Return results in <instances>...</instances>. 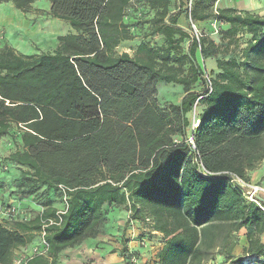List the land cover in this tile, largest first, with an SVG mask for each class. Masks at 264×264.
<instances>
[{"label":"trees","instance_id":"trees-1","mask_svg":"<svg viewBox=\"0 0 264 264\" xmlns=\"http://www.w3.org/2000/svg\"><path fill=\"white\" fill-rule=\"evenodd\" d=\"M11 1L28 13L37 0ZM45 1L50 17L72 29L55 50L27 55L0 45V140L11 136L15 144L3 164L21 171L8 181L0 170V207L16 206L3 197L15 185L10 194L17 202L32 198L44 207L25 220L16 206L12 229L0 223V264H12L43 222L57 218L61 209L51 201L59 190L68 208L59 225L46 227L48 255L27 264H59L62 252L96 240L109 207L125 208L130 221L162 234L154 264H202L216 249L231 264H243L231 253L235 233L247 226L256 228L257 238L249 236L246 255L263 258L264 212L245 199L231 175L249 182L264 160V16L232 8L213 15L219 0H196L195 24L214 17L229 26L216 31V45L198 27L199 39L175 28L187 2L169 16L172 0ZM145 9L156 11L155 32L166 46L143 43L138 55L118 54L144 22ZM199 51L204 59L216 58L218 73L205 77ZM162 82L184 86L181 106L158 104ZM199 106L193 149L187 116ZM199 164L213 176H203Z\"/></svg>","mask_w":264,"mask_h":264},{"label":"rangeland","instance_id":"rangeland-1","mask_svg":"<svg viewBox=\"0 0 264 264\" xmlns=\"http://www.w3.org/2000/svg\"><path fill=\"white\" fill-rule=\"evenodd\" d=\"M50 9V3L45 0H37L28 13H23L15 9L11 0H0V32L6 37L4 44L13 47L18 53L27 55L55 50L58 46V38L68 34L72 29L67 23L51 18ZM148 14L145 13L144 15L145 22L148 21ZM129 17L133 20L135 18L132 12ZM190 31L193 35L191 25ZM11 133L15 135V138H18L19 131L17 129H13ZM14 150L15 144L11 136H6L0 140V170L7 175L8 181H11L13 175H20L21 173L19 168L3 164V159L7 158ZM13 188L14 190L17 189L16 185L15 187H6L3 191V197L7 203L20 207V215L23 219H33L39 211L44 210L40 202L32 198L17 202V197L10 194ZM41 191L43 192V190ZM62 194V191H57L55 197L53 196V201H51L52 206L62 209L64 206ZM47 197L50 199L49 194ZM129 215L125 208L109 207L107 209L105 218L100 224V236L93 240L92 248L95 250L92 258L88 260L90 264H98L103 260H110L114 264H154V260L163 246L162 236L153 233L147 222L130 221ZM0 223L6 225L8 229H12V220L5 224L0 219ZM86 242L75 248H79ZM38 244H40V237L36 234L32 243L24 248L28 252ZM123 246L127 247L126 252H123ZM75 248L62 252L59 256V264H70L78 254L74 253ZM17 251L14 253L12 264H14L15 256L18 254ZM123 253L126 256H123ZM132 257L136 259L134 263L130 262ZM206 262L204 264H208Z\"/></svg>","mask_w":264,"mask_h":264},{"label":"crops","instance_id":"crops-1","mask_svg":"<svg viewBox=\"0 0 264 264\" xmlns=\"http://www.w3.org/2000/svg\"><path fill=\"white\" fill-rule=\"evenodd\" d=\"M188 0H172L175 8L171 9L169 16L176 15L179 13V11L182 8L181 3L183 4L187 2ZM196 2V0H193ZM185 8V6H183ZM232 8L237 10L238 12L242 13H250L252 15H258V16H264V0H219L214 7L210 10L213 15L217 13L218 10L221 9H228ZM145 12L149 15L148 21H144V23H141L139 26H137L136 30L134 31L133 40L122 42L119 47L117 48L118 54L122 53H128L132 57L135 55H138V49L140 45L148 44L152 48H161L163 46H166V38L159 33L155 32L156 28L158 27L157 19L158 16L156 15L155 10H148L145 9ZM136 16H138L136 14ZM169 16L166 18L165 23L170 24L169 22ZM190 25L191 22L189 20V16L186 13L181 14V16L178 19V22L175 26L177 29H181L184 32H188L190 35ZM196 26L204 31L212 40L215 42L216 45L221 44V37L216 32L217 30H220V28L228 29V25H223L221 23H218L214 17L204 21V22H197ZM71 32V31H70ZM69 32V33H70ZM243 35V34H241ZM194 36V35H192ZM178 38V36H176ZM243 36H238L237 39H245ZM184 47V55L188 54V48H189V42H185L183 44ZM198 65L201 67L202 70L205 71L206 78L208 76H211L213 74L218 73L217 68V60L215 57H208L204 59L202 57L201 51L198 52L197 55ZM193 91H198V89H195ZM187 96V93H185L184 86L180 84L175 83H165L162 82L158 86V95L156 97L158 104L161 107H166L169 105H177L181 106L185 97ZM203 107L199 106L198 111L195 108L192 113H190L187 117L190 121L191 127L188 128V132H192L193 123L197 120H199V115L202 112ZM199 114V115H198ZM190 129V130H189ZM264 141V137H263ZM249 182L255 183L259 181H264V160L262 161L259 168L255 171H252L248 174ZM153 233L162 236V234L158 232ZM235 236L237 237V245L233 249L231 256L233 259H241L247 256L246 252L249 248V236H254L257 238L256 235V228L254 226H247L242 228L239 232L235 233ZM258 239L260 240L261 244H264V233L258 236ZM93 240L87 241L85 244L80 246L79 248H75V254L76 258L70 262V264H90L88 260H90L94 254V250L92 247L94 245ZM72 252V251H71ZM107 253V250H105ZM110 253V252H109ZM215 255L212 259L208 260L206 263L208 264H231L230 260L226 258V254H219L218 249L215 250ZM100 256V255H98ZM105 258V257H104ZM203 262L202 264H204ZM93 264V263H92ZM98 264H114V262L110 260H103L101 262H98Z\"/></svg>","mask_w":264,"mask_h":264},{"label":"built area","instance_id":"built-area-1","mask_svg":"<svg viewBox=\"0 0 264 264\" xmlns=\"http://www.w3.org/2000/svg\"><path fill=\"white\" fill-rule=\"evenodd\" d=\"M194 7V1L188 0L185 8L187 11V15L189 16V20L191 22V27L193 30V35L199 39L200 33L197 29L196 24L191 19V12ZM140 12V11H139ZM138 17H141V13L137 14ZM5 35L0 32V45L4 42ZM212 86L211 84H208L206 88V92H211ZM199 126V120L195 121L193 123L192 132L188 139V143L192 146L193 149H195L194 141L192 137V133L198 128ZM199 170L201 174L205 177L213 176L212 173L206 171L201 164H199ZM232 184L237 187L245 197V199L249 203L256 204L263 212H264V181H259L257 183H251L247 182L241 178H239L236 175H231ZM63 191L64 188H61ZM64 207L57 213L56 219H48L43 222L42 230L39 233L40 237V244L33 246L28 252L25 250V248L21 249L20 252H18V256L14 260V264H27L30 260H32L35 257L39 256H47L49 251V246L45 240L46 237V227L51 225H59L62 221V215L66 213L68 204H67V197L64 198ZM19 214V210L16 206H8V207H0V216L5 219H16ZM136 259L132 257L130 262L134 263ZM158 264V263H155ZM243 264H264V257L258 258L257 256H246L244 257Z\"/></svg>","mask_w":264,"mask_h":264},{"label":"bare ground","instance_id":"bare-ground-1","mask_svg":"<svg viewBox=\"0 0 264 264\" xmlns=\"http://www.w3.org/2000/svg\"><path fill=\"white\" fill-rule=\"evenodd\" d=\"M19 21V20H18ZM1 22V21H0ZM34 26V25H33ZM18 32H20V31H18ZM8 34V33H7ZM16 36V35H15ZM20 40V39H19Z\"/></svg>","mask_w":264,"mask_h":264}]
</instances>
